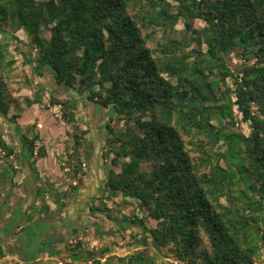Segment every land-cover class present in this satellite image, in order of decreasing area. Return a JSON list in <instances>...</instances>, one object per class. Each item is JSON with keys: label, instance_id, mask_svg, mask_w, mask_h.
Returning a JSON list of instances; mask_svg holds the SVG:
<instances>
[{"label": "trees", "instance_id": "obj_1", "mask_svg": "<svg viewBox=\"0 0 264 264\" xmlns=\"http://www.w3.org/2000/svg\"><path fill=\"white\" fill-rule=\"evenodd\" d=\"M21 31L28 49L15 48L33 75L49 73L110 112L104 192L88 211L140 232L120 264L264 260V0H0L3 72ZM4 100L0 83L6 116ZM53 107L72 127L66 165L83 175L87 130L76 101L52 93ZM38 140L21 136L33 170L46 153ZM0 150L18 154L1 135ZM52 247L49 256L106 264L79 239Z\"/></svg>", "mask_w": 264, "mask_h": 264}, {"label": "crops", "instance_id": "obj_2", "mask_svg": "<svg viewBox=\"0 0 264 264\" xmlns=\"http://www.w3.org/2000/svg\"><path fill=\"white\" fill-rule=\"evenodd\" d=\"M68 96L77 104V124L87 130L84 144L83 175L73 177L66 165V157L70 153L72 143L71 125L59 120L55 125L47 123L45 134L42 135L38 132L44 129L45 123L39 121L37 117V107L41 105V101L33 102L37 97L25 99L26 103H20L18 107V110L22 109V112L13 111L15 114L11 116L15 121L14 129L20 133L18 137L20 142L23 134L29 138L37 134L39 136L37 144L42 145L46 151L45 155L36 161L33 170L29 166L31 159H28V154L21 142L17 150V157L14 159L15 167L0 172V178L7 177L9 174L11 177L4 189L1 185L5 183V180H2L0 185L1 196H3L0 198V244L3 245L6 254L11 258L17 259L20 256L19 240L23 238L22 231L24 230L19 222H15V226L10 231H5V226L11 223L14 215H20L27 222L43 221L53 225L51 235L54 243L52 249L61 250L65 247L66 241L87 239L89 223H91L88 211L89 202L104 192L102 183L108 173V166L102 159L101 152L106 135L105 125L110 112L85 98L78 97L72 91L68 92ZM47 106L48 104L44 106V109L50 111L51 108L48 109ZM8 110L12 112L13 108ZM32 113L35 117L34 121L31 118ZM20 114L27 116L25 118L27 122L19 123V118L20 121L22 118L19 116ZM55 128L58 129V134L54 133ZM4 139L8 143L7 138ZM71 185L76 187L75 190L64 195ZM38 189L43 191V198L38 197ZM18 201L21 212H12L11 208L15 207ZM43 205H46L47 208L41 209ZM10 242L16 249L7 251L6 248L12 247ZM6 254L0 258V262L4 260ZM44 256V259L49 260L51 264L62 263L56 261L55 256H49L48 253ZM24 263L25 261L22 259L21 264Z\"/></svg>", "mask_w": 264, "mask_h": 264}, {"label": "rangeland", "instance_id": "obj_3", "mask_svg": "<svg viewBox=\"0 0 264 264\" xmlns=\"http://www.w3.org/2000/svg\"><path fill=\"white\" fill-rule=\"evenodd\" d=\"M197 25H202V23H199ZM180 27L181 25L179 24L178 28ZM18 35L20 38H22L24 44H17L15 42L10 43L8 48L10 51V55L9 57H7V59L14 60V64L11 67L10 72L7 73L0 70V75L3 78L2 80H0V83L2 89L4 90V101L8 109L13 108L12 112L8 110L6 116L1 114L0 112V135L3 139L7 138L8 144L13 146L16 151L21 144L20 139L18 138L20 136V133L16 132V130L14 129L13 125L15 121H13V118L11 116L15 114V112L13 111H19L18 107L20 103H26L25 99L30 97H37L38 101H41L40 107H37V117L39 118V121L45 123L44 129L38 131L43 135L45 134V132H47V123L55 125V123H58L60 120V112L58 107H53L50 111L44 109V106L48 104L49 95L52 93L56 94L57 96L68 95V93L63 91L61 88L55 86L52 75H50L49 73H45L42 77L33 75L30 67L23 64V58L16 49L19 48L23 51H26L28 49L26 45L27 37L22 31L19 32ZM39 88H41L42 91H40ZM21 112L22 109L19 111V113ZM19 116L22 115L20 114ZM23 116L21 118V121L19 118V123L27 122V119H25L27 116L24 114ZM31 118L32 121H34L35 117L33 113ZM57 132L58 129L55 128L54 133L58 134ZM24 133H26V131H24ZM14 159L15 157L7 158L0 150V172L4 169L9 170V168H14ZM10 178V174L7 175V177L3 176L0 178V185L2 184V180H5V183L1 185L3 186V189L8 185V182L11 180ZM1 197L3 196H1L0 190V198ZM19 201L16 203L15 207L11 208L12 212H21L18 205ZM120 208L122 210V213H130L129 208ZM114 213H116V215H120L116 211H114ZM89 221H91V223H89L90 226L86 237L87 239L82 240L83 249L81 251L102 252L103 256L100 258V261L102 263L120 264L118 259L126 257L134 250L139 249V243L135 241V238H139L140 234L137 229L128 228L125 230H121L114 221H109L102 215H91V220ZM15 222H19L21 226L24 227V230L22 231L23 238H20V247H18L20 256H18L16 259L11 258L10 255L6 254L7 256L2 262H0V264H21L22 259L23 261H25L24 264H51L49 260L46 261V259H44V255L49 252L50 246H52L54 243L53 236L51 235L53 225L43 221H35V223L27 222L26 219L20 217V215H14L11 223L5 226V231H10L15 226ZM10 243L12 247H9V249L6 248V250H15L16 247L12 245V242ZM54 258L56 259V261H61L62 263L60 264H90V262L88 263L83 255L80 256L77 262H73L71 258L66 256H55ZM170 260L172 259H164L163 257H160L158 262L160 263L166 261L170 263Z\"/></svg>", "mask_w": 264, "mask_h": 264}, {"label": "built area", "instance_id": "obj_4", "mask_svg": "<svg viewBox=\"0 0 264 264\" xmlns=\"http://www.w3.org/2000/svg\"><path fill=\"white\" fill-rule=\"evenodd\" d=\"M170 264H185L183 261H179V260H176V259H172L170 260ZM254 264H264V260H257L254 262Z\"/></svg>", "mask_w": 264, "mask_h": 264}]
</instances>
